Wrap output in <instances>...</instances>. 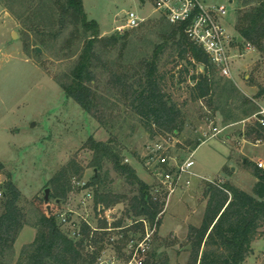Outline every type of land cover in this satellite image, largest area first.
<instances>
[{"label": "rangeland", "instance_id": "374dc122", "mask_svg": "<svg viewBox=\"0 0 264 264\" xmlns=\"http://www.w3.org/2000/svg\"><path fill=\"white\" fill-rule=\"evenodd\" d=\"M201 1L207 5H224L227 13L221 21L238 38L235 26L239 0ZM42 2L53 5L56 18L54 0H0V180L12 181L20 191L19 205L27 223L14 243L10 264H16L22 247L35 236L36 229L31 224L37 205L57 215L62 230L71 237H80L82 223L92 228L102 226V229L96 228L94 235L100 242L89 244L85 249L102 247L96 264H127L138 243L145 247L144 264H188L187 233L189 226L198 227L202 222L207 184L218 180L227 182L226 177L240 189L252 192L256 178L246 168H240L242 156L235 151L240 132L244 133L251 121L236 122L222 129L227 123L212 109L218 103L215 92L206 98H197L192 91L195 80L191 77L198 76L203 65L187 55L182 58L167 44L160 53L157 73L161 76L162 91L180 109L184 126L174 133L147 131L144 121L130 109L122 89L114 85L111 77L112 73L122 76L126 72L135 76L130 77L131 81L139 78L141 60L150 58L156 45L164 41L160 33L165 30L166 22L160 18L161 14L153 12L149 2L141 4L138 0H82L87 18L97 22L100 36L116 33L127 41L125 47L120 43L115 47H97L100 62L92 88L100 98L96 117L92 116L56 81L63 78L61 74L70 69L76 57L68 56L65 41L73 26L64 27L56 39L49 36L59 24L47 22ZM128 11L139 14L141 20L137 26H125ZM70 39L69 43L73 41ZM77 43L72 42L71 47L75 48ZM37 47L40 52L34 51ZM233 52L237 55L232 58L231 75L222 77L233 81L247 96H255L258 88L264 87V58L242 38ZM220 76L217 72L215 77ZM214 128L220 131L215 132ZM89 137L107 142L119 154L121 162L131 165L137 176L152 187V193L159 189L164 199L158 214L160 223L151 227L154 230L148 239L133 221L137 218L125 214L128 197L136 192V187L114 170L107 159L99 170L102 186L97 187L99 191L108 189L122 196L121 201L103 210L94 202L96 185L91 179L97 169L92 165L94 153L85 145ZM217 140L230 146L229 163H225V150ZM157 148L158 154L167 156L166 167L173 170L193 153L195 163L191 169L196 175L184 174L169 197L155 174L158 165L150 159ZM243 148L252 160L264 162V144H245ZM232 163L239 168L229 177ZM64 168L70 190L62 200H56L49 180ZM186 179L189 184L185 183ZM261 231L242 264H264V226Z\"/></svg>", "mask_w": 264, "mask_h": 264}, {"label": "trees", "instance_id": "16d2710c", "mask_svg": "<svg viewBox=\"0 0 264 264\" xmlns=\"http://www.w3.org/2000/svg\"><path fill=\"white\" fill-rule=\"evenodd\" d=\"M54 1L58 12L56 18L53 5L48 6L42 2L45 5L44 15L47 22L50 25L59 24L58 29L49 36L56 39L62 34L64 27L72 25L73 29L65 41L69 49L68 56H76L70 69L61 74L60 77L63 78H56V81L68 96L96 117L100 96L92 88V83L96 80V69L100 62L97 47H115L118 43L125 47L127 41L116 33L108 37L100 36L98 24L95 20L87 18L82 0ZM239 2L235 26L237 33L264 58V0ZM160 18L166 22L165 30L162 29L160 33L164 41L156 45L150 58L141 60L139 78L131 81L130 77L135 76L126 72L122 76L116 73L111 76L114 77V85H119L122 89L130 109L144 121L147 131L158 129L174 133L184 126L180 109L162 91L159 78L161 76L157 73L160 53L166 49L167 44L182 58L187 55L203 65L202 72L196 77H191L195 80L192 91L197 98H206L215 92L218 103L213 104L212 109L219 112L224 123L240 121L256 111L257 106L251 97L244 94L233 81L222 76L215 77L217 68L203 50L187 37L183 24H171L163 16ZM70 38L72 42H78L75 48L71 47ZM34 51L37 52L36 49ZM263 92L264 87H259L255 97ZM211 100L209 99V102L212 104ZM243 135L247 140L264 142V126L251 121ZM198 144L199 142L196 145ZM85 145L93 151L92 165L97 169L91 179L92 184L96 185V205L108 207L120 202L122 197L108 189L99 191L97 187L102 186L99 170L107 159L114 170L121 173L130 185L136 187V192L128 197L126 217L137 218L133 221L142 218L152 224L162 211L164 199L160 196L154 199L152 187L137 176L131 165L122 163L119 154L107 142L89 137ZM245 164L251 167V172L256 178L251 193L229 182H222L220 186L207 184V204L202 222L198 227L189 226L187 233L190 245L188 264H242L252 251L251 243L262 233L261 228L264 226V168L257 167L250 161ZM49 185L52 186L56 200L66 197L70 190L66 168L59 170L49 180ZM3 186L5 197L1 201L0 212V264H10L14 243L27 223L26 214L19 205L20 191L10 180L5 181ZM33 217L34 222L31 225L36 229L35 236L30 243L22 247L16 264H96L102 247L86 251L85 249L89 244L97 245L100 242L94 235L98 231L96 228L102 229V226L92 228L87 223H82L78 232L80 237L75 238L62 230L58 216L48 209L43 211L37 205ZM136 223V226L143 229L141 222ZM159 223L158 218L157 224ZM151 258H155L154 252L151 253Z\"/></svg>", "mask_w": 264, "mask_h": 264}, {"label": "built area", "instance_id": "2783aa9c", "mask_svg": "<svg viewBox=\"0 0 264 264\" xmlns=\"http://www.w3.org/2000/svg\"><path fill=\"white\" fill-rule=\"evenodd\" d=\"M141 4L149 2L153 7V12H158L171 24H183L184 32L187 37L200 47L207 55L210 62L217 68L221 76L230 77L232 58L237 54L233 52L235 46H238L240 40L233 34L229 33L221 18L227 13L224 5H207L201 0H138ZM141 18L138 13L128 11L126 13L127 27H135L139 24ZM254 104L257 106L255 112L242 120V122L256 121L260 126H264V92L259 96H250ZM215 132H219L214 128ZM260 141V140H256ZM159 149H154L151 153L150 159L155 160L158 168L155 169V174L159 182L164 186L165 194L169 197L178 187L184 174L195 176L192 171L194 165L193 153L185 158L176 168L170 169L168 165L167 156L158 154ZM257 167L263 168V163L258 161ZM202 178V177H201ZM5 182V181H4ZM4 182L0 180V199L5 197ZM189 184V179L185 180ZM215 185L220 186L222 181H210ZM154 199L161 196L159 189H154L152 193ZM87 197H91L87 193ZM99 207V206H98ZM103 210V206L99 207ZM158 216L155 221L150 224L145 219H138L134 222H141L142 228L145 231V238L148 239L156 226ZM150 228H149V227ZM145 247L142 243H138L132 249V255L127 264H144Z\"/></svg>", "mask_w": 264, "mask_h": 264}, {"label": "crops", "instance_id": "0c3cea01", "mask_svg": "<svg viewBox=\"0 0 264 264\" xmlns=\"http://www.w3.org/2000/svg\"><path fill=\"white\" fill-rule=\"evenodd\" d=\"M6 14H7V13H6ZM242 120H243V119H242ZM242 120L237 121V122L244 123V122H242ZM234 123H236V122L227 123V124L225 125V127H223L222 129L227 128L228 126H231V125L234 124ZM240 137H241V139L237 141V148H236V150H235V151L237 152L238 155H241V156H242V165H241L240 168H246L247 170H249V171L251 172V167L248 166L247 164H245L246 161H250V162H252L253 165H256V163H257L258 161H261V162L263 163V168H264V162H263L261 159H257L256 161L252 160V159L248 156V154L244 151V148H243V147L245 146V144L258 145V144H264V142H261V143H260V142H257V143L249 142V141H247V140L244 138L243 132H240ZM217 142H218V145H219L220 147H223V149L225 150V154H224V157L226 158V159H225V161H226L225 163H229V162L231 161V157H232V156H231L232 152L230 151V150H231L230 146L227 145V144L225 143V141L223 142V141H219V140H217ZM237 168H239V166L233 165V163L229 166V171H230V173L228 174L229 177L231 176V174H233V173H235V172L237 171ZM225 181L231 183L229 180H227L226 177H225ZM254 183H255V182H254ZM231 184H233V183H231ZM233 185H235V184H233ZM235 186H236V185H235ZM237 187H238V186H237ZM174 235H175V234H174ZM175 236H176V235H175Z\"/></svg>", "mask_w": 264, "mask_h": 264}, {"label": "water", "instance_id": "95a60500", "mask_svg": "<svg viewBox=\"0 0 264 264\" xmlns=\"http://www.w3.org/2000/svg\"><path fill=\"white\" fill-rule=\"evenodd\" d=\"M238 40H241V37L240 36H238ZM36 50L38 52H40V49L38 47L36 48ZM45 193H46V195H45V201H47V193H48V190L47 189H46Z\"/></svg>", "mask_w": 264, "mask_h": 264}]
</instances>
